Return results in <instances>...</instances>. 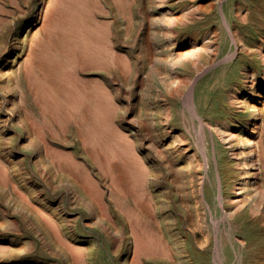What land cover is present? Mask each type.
Masks as SVG:
<instances>
[{
  "label": "rangeland",
  "instance_id": "obj_1",
  "mask_svg": "<svg viewBox=\"0 0 264 264\" xmlns=\"http://www.w3.org/2000/svg\"><path fill=\"white\" fill-rule=\"evenodd\" d=\"M61 1L0 0V264H264V0Z\"/></svg>",
  "mask_w": 264,
  "mask_h": 264
},
{
  "label": "bare ground",
  "instance_id": "obj_2",
  "mask_svg": "<svg viewBox=\"0 0 264 264\" xmlns=\"http://www.w3.org/2000/svg\"><path fill=\"white\" fill-rule=\"evenodd\" d=\"M59 1V0H58ZM61 1V0H60ZM62 1H64V0H62ZM62 1H61V3H62ZM69 1V0H68ZM73 1V0H72ZM84 1H86V0H84ZM65 2V1H64ZM64 2H63V4H64ZM67 2V1H66ZM73 2H77V1H73ZM68 3V4H62L63 5V8H61L60 10H63L64 11V13H65V16L64 17H62V18H60V21L59 22H62V24H64V26H61V27H66V26H68V25H72L73 23H74V20H76L77 21V11L79 10V5L81 4L80 2L79 3ZM81 2H83V1H81ZM84 3H87V2H84ZM83 4V3H82ZM49 5H51V4H49ZM54 5V4H53ZM88 5V4H87ZM79 7V8H76V7ZM45 7H46V4H45ZM58 7H59V4H58ZM84 8H86L85 7V5H84ZM78 9V10H77ZM54 10H57V9H54ZM59 10V9H58ZM81 10H83V9H81ZM42 11V10H41ZM80 11V10H79ZM40 12V11H39ZM55 12H57V11H55ZM63 13V14H64ZM43 15V14H42ZM61 15V14H60ZM81 15V14H80ZM63 16V15H62ZM57 17V16H56ZM80 17V16H79ZM89 18V17H88ZM84 19V18H83ZM83 19L81 20V21H83ZM55 20H57V19H55ZM90 20V19H89ZM80 21V20H79ZM55 23H57L56 21H54ZM53 23V22H52ZM45 24V23H44ZM75 24V23H74ZM73 24V25H74ZM79 24H81V23H78L76 26H78ZM86 25H88V24H86ZM94 25V24H93ZM53 26H56V25H54L53 24ZM57 26H58V28H59V23L57 24ZM56 26V27H57ZM70 26H68V27H70ZM95 26H97V24L95 25ZM52 27V26H51ZM60 27V28H61ZM75 27V26H74ZM85 27V26H84ZM80 28H82V26H80ZM86 28V27H85ZM91 28H93L92 26H91ZM96 28V27H95ZM47 29V28H46ZM62 29V28H61ZM64 29V28H63ZM70 29V28H69ZM68 29V30H69ZM90 29V28H89ZM55 30V29H54ZM87 30H88V28H87ZM57 31V30H56ZM92 31V30H91ZM51 32V31H50ZM70 32V34H73V33H71V31H69ZM186 32V31H185ZM82 33V32H81ZM80 33V34H81ZM110 33V32H109ZM176 33H178V32H176ZM181 33V32H180ZM67 34V33H66ZM80 34H79V36H80ZM84 34V33H83ZM105 34H106V32H105ZM182 34V33H181ZM47 35V34H46ZM178 35V34H177ZM51 36V35H50ZM78 36V37H79ZM110 36V35H109ZM75 37H76V34H75ZM81 37V36H80ZM107 37V36H106ZM109 38V37H108ZM108 38H107V41L108 42H110V40H108ZM76 38H74V39H71V40H75ZM79 39V38H78ZM111 39V38H110ZM59 40V39H58ZM64 40H65V38H64ZM80 40V39H79ZM61 41V40H60ZM73 42V41H72ZM81 42V41H80ZM86 42H88V41H86ZM94 42V41H93ZM52 43V42H51ZM70 43V42H69ZM69 43L67 44L69 47H70V45H69ZM74 43V42H73ZM82 43V42H81ZM89 43H92L91 42V39H90V42ZM80 44V43H79ZM84 44V43H83ZM88 44V43H87ZM108 44V43H107ZM85 45V44H84ZM90 45H92V44H90ZM67 46V47H68ZM93 46V45H92ZM95 46V45H94ZM72 47V46H71ZM74 47V46H73ZM72 47V48H73ZM75 47H76V44H75ZM85 47V46H84ZM96 47H98L97 45H96ZM101 49H102V47H101ZM107 49V48H106ZM108 49H110V48H108ZM107 49V50H108ZM112 49V48H111ZM59 51V50H58ZM87 51H88V49H87ZM102 51V50H101ZM100 51V52H101ZM105 51V50H104ZM110 51V50H109ZM188 52V51H187ZM196 52V51H195ZM56 53V52H55ZM68 53V52H67ZM103 53V52H102ZM106 53H107V51H106ZM114 53V52H113ZM202 53V52H201ZM60 54V53H59ZM104 54V53H103ZM108 54V53H107ZM56 55V54H55ZM63 55H64V53H63ZM110 55V54H109ZM113 55V54H112ZM117 55V54H116ZM185 55V54H184ZM187 55V54H186ZM197 55H198V53H197ZM196 55V56H197ZM59 56V55H58ZM68 56V55H67ZM195 56V57H196ZM199 56V55H198ZM193 57V56H192ZM48 58V57H47ZM115 58H116V56H115ZM74 58H72V60H73ZM110 59H112V58H110ZM196 59V58H195ZM201 59V58H200ZM197 60V59H196ZM74 61V60H73ZM79 61V60H78ZM70 62V61H69ZM106 63V62H105ZM195 63V62H194ZM196 63H198V62H196ZM75 64V63H74ZM82 66V65H81ZM80 66V68H82ZM84 66V65H83ZM74 67H76V66H74ZM85 67V66H84ZM198 67V66H197ZM62 68V67H61ZM84 69V68H83ZM182 79V78H181ZM181 79H179L180 81H181ZM167 82V81H166ZM171 83V82H170ZM45 84V83H44ZM186 84V83H185ZM179 85V84H178ZM171 86V85H170ZM41 87H43V85L41 86ZM45 87H47V86H45ZM166 87V86H165ZM169 87V86H168ZM178 87V86H177ZM37 88V87H36ZM40 88V87H39ZM54 88V87H53ZM53 88H50L51 90L49 91V92H51L52 94L51 95H53ZM41 89V88H40ZM48 89V88H47ZM163 89V88H162ZM166 89V88H165ZM176 89V87L174 88V90ZM31 90V89H30ZM42 90V89H41ZM46 90V89H45ZM44 90V91H45ZM49 90V89H48ZM48 90H46V91H48ZM168 91V90H167ZM171 91H173V90H171ZM165 92V91H164ZM170 92V91H169ZM175 92H178V89H176L175 90ZM181 92V91H180ZM180 92H179V94H180ZM42 94H43V90H42ZM44 94H46V93H44ZM49 93H47L46 95H48ZM252 94V96H251V99H255L256 98V93L255 92H252L251 93ZM55 95H57V94H55ZM54 95V96H55ZM164 95V94H163ZM162 96V95H161ZM171 96V95H170ZM50 97V96H49ZM48 97V98H49ZM56 98H57V96H55ZM61 98V97H60ZM73 98H75V97H73ZM80 98V97H79ZM59 99V98H58ZM76 99V98H75ZM78 99V98H77ZM76 99V100H77ZM61 100V99H60ZM259 100V99H258ZM263 100V99H262ZM50 101H51V99H50ZM57 101V100H56ZM61 102L63 103V101L61 100ZM80 102H81V100H80ZM54 103V102H53ZM59 103V102H58ZM71 103V102H70ZM76 104V103H75ZM168 104V103H167ZM72 105V104H71ZM253 104H251V106H252ZM255 105V104H254ZM75 106H77V105H75ZM81 106H83V104L81 105ZM262 106V105H261ZM89 107V106H88ZM77 108V107H76ZM167 108V107H166ZM159 109V108H158ZM170 109V108H169ZM164 110V109H163ZM168 110V109H167ZM72 113H73V111H71ZM87 112V111H86ZM89 112V111H88ZM88 112L86 113L87 114V116H88ZM167 112V111H166ZM81 113H82V111H81ZM85 114V113H84ZM168 114H169V111H168ZM77 115H78V113H77ZM165 115H167V114H165ZM83 117L82 118H84V115H82ZM164 116V115H163ZM260 116H261V107H260V105H255L249 112H248V115H247V122H246V127H245V129H246V132H247V134L248 135H253V134H255L256 132H257V125H258V122H259V118H260ZM161 117V116H160ZM168 117V116H167ZM169 117H170V114H169ZM168 117V118H169ZM244 117V116H243ZM71 118H73V116L71 117ZM88 118H89V116H88ZM79 119V118H78ZM77 119V120H78ZM81 119V118H80ZM83 120V119H82ZM85 120V119H84ZM161 120H163V117H162V119ZM165 120V119H164ZM170 120V119H169ZM89 121V120H88ZM84 122V121H83ZM147 122V121H146ZM85 123H87V122H85ZM144 123V122H143ZM142 123V124H143ZM165 123V122H164ZM81 124H83V123H81ZM244 124V123H243ZM145 125V124H144ZM77 126V125H76ZM245 126V125H244ZM38 127V126H37ZM145 127V126H144ZM39 128V127H38ZM41 128V127H40ZM79 128V127H78ZM146 128V127H145ZM147 129V128H146ZM41 130V129H40ZM61 130V129H60ZM37 133H39V132H37ZM42 133V132H41ZM58 133V132H57ZM40 134V133H39ZM257 134V133H256ZM42 134H40L39 136H41ZM223 136V135H222ZM41 138V137H40ZM258 138V137H257ZM177 139V138H176ZM182 140V139H181ZM184 140V139H183ZM160 141V140H159ZM43 142V141H42ZM48 142V141H47ZM50 143V142H49ZM48 143V144H49ZM157 143V142H156ZM184 143V142H183ZM182 143V144H183ZM251 143H252V141H251ZM253 143H254V141H253ZM256 144V143H255ZM50 145V144H49ZM48 145V146H49ZM152 145V144H151ZM157 145V144H156ZM185 145H186V143H185ZM48 146H46V147H48ZM170 146H172V145H170ZM156 147V146H155ZM161 147H162V145H161ZM252 147V146H251ZM178 148V147H177ZM179 148H180V146H179ZM187 148H188V146H187ZM190 148V147H189ZM253 148V147H252ZM47 149V148H46ZM45 149V150H46ZM49 149V148H48ZM47 149V150H48ZM156 149V148H155ZM161 149V148H160ZM172 149H173V147H172ZM257 149V148H256ZM174 150V149H173ZM176 150V149H175ZM174 150V151H175ZM155 151V150H154ZM162 151H163V149H162ZM171 151V150H170ZM183 151H184V149H183ZM255 151V150H254ZM254 151H253V149H251L250 150V152L249 153H247L248 154V156H254L253 154H254ZM156 152H157V150H156ZM155 152V153H156ZM163 152H165V151H163ZM199 152V151H198ZM45 153H47V152H45ZM49 153V152H48ZM160 153V152H159ZM158 153V154H159ZM197 153V152H196ZM50 154V153H49ZM161 154H162V152H161ZM173 154V153H172ZM175 154V153H174ZM185 154H187V153H185ZM160 155V154H159ZM162 155H165V154H162ZM256 155V154H255ZM173 156V155H172ZM195 156V155H194ZM160 157V156H159ZM163 157V156H162ZM257 157V156H256ZM161 158V157H160ZM163 158H165V156L163 157ZM169 158H170V156H169ZM197 158V157H196ZM166 160H167V158H165ZM163 160V159H162ZM197 160V159H196ZM199 160V159H198ZM51 161H53V160H51ZM257 161H258V159H257ZM166 162V161H165ZM190 162V161H189ZM255 162H256V159L254 160V157H252V160H251V162L249 163L250 165H249V167H248V169L249 170H253L254 168H255ZM170 163V162H169ZM176 163V162H175ZM199 163V162H198ZM163 164H164V162H163ZM167 163H165V165H166ZM192 164V163H191ZM141 165V164H140ZM161 165H162V163H161ZM169 165V164H168ZM189 165H190V163H189ZM261 165V164H260ZM153 166V165H152ZM163 166V165H162ZM141 167V166H140ZM165 167V166H164ZM169 167H171V164L169 165ZM168 167V168H169ZM174 167V166H173ZM178 167V166H177ZM192 167V166H191ZM193 167H195V165L193 166ZM192 167V168H193ZM142 168H144V171H143V173H142V175L141 176H143L142 177V179H143V181H145V182H147V174H149L148 173V170H147V168L148 167H146V165H145V162L143 161V167ZM172 168V167H171ZM170 168V169H171ZM180 168V167H179ZM178 168V169H179ZM184 168V167H183ZM198 168H200V167H198ZM173 169V168H172ZM177 169V168H176ZM201 169V168H200ZM150 170V169H149ZM191 170V169H190ZM123 171H124V169H123ZM136 171V170H135ZM184 171H186V170H184ZM200 171V170H199ZM254 171H256V170H254ZM130 172V171H129ZM140 173V172H139ZM259 173V172H258ZM166 174V173H165ZM188 175V174H187ZM252 175H253V173H252ZM129 176V175H128ZM127 176V177H128ZM133 176V175H132ZM139 176V175H138ZM149 176V175H148ZM183 176V175H182ZM191 176V175H190ZM193 176H194V174H193ZM259 176V175H258ZM131 178V177H130ZM141 178V177H140ZM165 178V177H164ZM173 178V177H172ZM180 178H182L181 176H180ZM260 178V177H259ZM154 178H152V180H153ZM157 179V178H156ZM168 179H170L171 180V177L170 178H168ZM174 179H175V177H174ZM177 179V178H176ZM179 179V178H178ZM186 179H187V177H186ZM191 179H192V176H191ZM132 180V179H131ZM128 181H130V179L128 180ZM133 181V180H132ZM131 181V182H132ZM172 181V180H171ZM185 181V180H184ZM191 181V180H190ZM200 181H201V178H200ZM121 182V181H120ZM130 182V183H131ZM135 183H137L136 181H134ZM173 182V181H172ZM182 182V181H181ZM197 182V181H196ZM199 182V181H198ZM118 183V182H117ZM153 183V182H152ZM191 183V182H190ZM177 184V183H176ZM183 184V183H182ZM188 184V183H187ZM118 185V184H117ZM131 185V184H130ZM148 185V184H147ZM185 185H186V181H185ZM80 186V185H79ZM100 186V185H99ZM132 186V185H131ZM142 186H144V185H142ZM181 186V185H180ZM183 186V185H182ZM82 187V186H81ZM175 187V186H174ZM87 188V187H86ZM98 188V187H97ZM100 188V187H99ZM109 188V187H108ZM137 188V187H136ZM193 188V187H192ZM95 189V188H94ZM114 189H116V188H114ZM175 189V188H174ZM180 189V188H179ZM182 189V188H181ZM190 189V188H189ZM195 189V188H194ZM87 190V189H86ZM89 190V189H88ZM105 190V189H104ZM103 190V191H104ZM123 190V189H122ZM144 189H142V191H143ZM170 190H172V189H170ZM193 190V189H192ZM95 191H96V189H95ZM97 191H98V189H97ZM132 191V190H131ZM141 191V190H140ZM148 191H150V190H148ZM180 191V190H179ZM102 192V191H101ZM122 192V191H121ZM124 192V191H123ZM144 192H146V191H143L142 193H144ZM241 192V191H240ZM95 193V192H94ZM96 193H98L99 195H101V193H99V192H96ZM95 193V194H96ZM116 193V192H115ZM171 193V192H170ZM186 193H187V191H186ZM196 193H197V191H196ZM97 194V195H98ZM118 194V193H117ZM140 194H141V192H140ZM146 194V193H145ZM174 194V193H173ZM183 194V193H182ZM102 195H103V193H102ZM126 195V194H125ZM149 195V194H148ZM154 195H155V193H154ZM191 195V194H190ZM189 195V196H190ZM96 196V195H95ZM176 196V195H175ZM98 197V196H97ZM100 197V196H99ZM121 197V196H120ZM144 197V196H143ZM180 197V196H179ZM182 197V196H181ZM194 197V196H193ZM89 198V197H88ZM148 198H149V196H148ZM156 198V197H155ZM170 198V197H169ZM178 198V197H177ZM186 198V197H185ZM191 198V197H190ZM195 198V197H194ZM100 199H102V198H100ZM120 199V198H119ZM163 199H165V198H163ZM171 199V198H170ZM173 199V198H172ZM150 200V199H149ZM153 200V199H152ZM181 200V199H180ZM186 200H188L187 198H186ZM196 200V199H195ZM95 201V200H94ZM97 201V200H96ZM99 201V200H98ZM103 201V200H102ZM102 201H101V203H102ZM105 201V200H104ZM130 201V200H129ZM137 201V200H136ZM138 201H139V199H138ZM123 201H121V203H122ZM134 202V201H133ZM167 202V201H166ZM187 202V201H186ZM132 203V202H131ZM150 203V202H149ZM172 203V202H171ZM177 203V202H176ZM189 202H187V204H188ZM103 204V203H102ZM123 204V203H122ZM126 204V203H125ZM135 204H136V202H135ZM155 204V203H154ZM184 204H186V203H184ZM183 204V205H184ZM158 205V204H157ZM163 205V204H162ZM165 205V204H164ZM238 205V204H237ZM151 206V205H150ZM154 206H156V205H154ZM185 206V205H184ZM189 206V205H188ZM196 206H197V203H196ZM134 207V206H133ZM136 207H138V206H136ZM157 207V206H156ZM167 207V206H166ZM186 207V206H185ZM191 207V206H190ZM194 207V206H193ZM105 208H106V206H105ZM104 208V209H105ZM142 208H143V210L144 211H149L148 209H147V205L145 204V201L144 200H142ZM158 208V207H157ZM196 208V207H195ZM100 209V208H99ZM153 209V208H152ZM151 209V210H152ZM189 209V208H188ZM236 209V208H235ZM101 210V209H100ZM129 210V209H128ZM159 210V209H158ZM174 210V209H173ZM108 211V210H107ZM107 211H106V213H107ZM119 211H121V210H119ZM189 211H191V210H189ZM236 211V210H235ZM101 212V211H100ZM133 212V211H132ZM154 212V211H153ZM124 213V212H123ZM182 213H183V211H182ZM181 213V214H182ZM191 213V212H190ZM130 214H132V213H130ZM129 213H128V215H130ZM135 214V213H134ZM141 214H143V213H141ZM140 214V215H141ZM160 214V213H159ZM184 214V213H183ZM202 214V213H201ZM235 214H236V212H235ZM245 214V213H244ZM243 214V215H244ZM101 215H103V214H101ZM133 215V214H132ZM175 215V214H174ZM190 215V214H189ZM188 215V216H189ZM134 216V215H133ZM132 216V217H133ZM152 216V215H151ZM180 216V215H179ZM99 217V216H98ZM103 217H105V215H103ZM119 217V216H118ZM125 217V216H124ZM126 217H127V213H126ZM131 217V218H132ZM135 217V216H134ZM133 217V218H134ZM155 217V216H154ZM190 217V216H189ZM47 218V217H46ZM107 218H108V216H107ZM181 218V217H180ZM183 218V217H182ZM199 218V217H198ZM201 218H202V216H201ZM126 219V218H125ZM124 219V220H125ZM112 220H113V218H112ZM133 220V219H132ZM168 220V219H167ZM192 220V219H191ZM114 221V220H113ZM151 221V220H150ZM183 221V220H182ZM44 222V221H43ZM96 222V221H95ZM105 222V221H104ZM125 222V221H124ZM123 222V223H124ZM131 222H133V221H131ZM166 222V221H165ZM203 222H205V221H203ZM136 223V222H135ZM176 223V222H175ZM185 223V222H184ZM129 224L130 225H132L131 223H130V221H129ZM133 224H134V222H133ZM163 224V223H162ZM178 224V223H177ZM198 224H200V223H198ZM115 225V224H114ZM122 225V224H121ZM125 225V224H124ZM137 225V224H136ZM159 225V224H158ZM166 225V224H165ZM126 226V225H125ZM135 226V225H134ZM167 226V225H166ZM165 226V227H166ZM201 226V225H200ZM168 227V226H167ZM105 227H103V229H104ZM127 228V227H126ZM133 228V227H132ZM131 228V229H132ZM139 228V227H138ZM160 228V227H159ZM182 228V227H181ZM181 228H180V230H181ZM120 229V228H119ZM123 229H124V227H123ZM122 229V230H123ZM137 229V228H136ZM135 229V230H136ZM148 229V228H147ZM162 229H164V228H162ZM117 230V229H116ZM134 230V231H135ZM148 230H150V229H148ZM155 230V229H154ZM139 231V230H138ZM150 231H152V230H150ZM123 232V231H122ZM147 232V231H146ZM153 232V231H152ZM170 232V231H169ZM168 232V233H169ZM181 232V231H180ZM126 233V232H125ZM136 233V232H135ZM140 233V232H139ZM165 233V232H164ZM127 234V233H126ZM155 234V233H154ZM107 235H109L108 233H107ZM113 235V234H112ZM125 235V234H124ZM180 235H182V234H180ZM134 236V235H133ZM186 236H188V235H186ZM136 237H138V236H136ZM143 237V236H142ZM142 237H140V243H139V246L138 245H136L137 243H136V241H135V247L137 246L138 247V249H139V254H137V259H136V256L134 257V256H132V257H134V260H133V262H132V264H141L140 263V259L142 258L141 257V254L143 255V253H148V251H150V249H149V247L145 244V241H142ZM171 237V236H170ZM148 238V237H147ZM173 238V237H172ZM179 238V237H178ZM138 239V238H137ZM158 239V238H157ZM156 239V240H157ZM116 240H118V239H116ZM139 240V239H138ZM144 240H147V239H144ZM179 240V239H178ZM185 240V239H184ZM189 240V239H188ZM150 241H151V239H150ZM167 241V240H166ZM165 241V242H166ZM169 241V240H168ZM192 241V240H191ZM122 242V241H121ZM139 242V241H138ZM158 242H159V240H158ZM181 242V241H180ZM118 243V242H117ZM151 243H153L152 241H151ZM172 243V242H171ZM175 243H176V241H175ZM179 243V242H178ZM127 244V243H126ZM149 244H150V242H149ZM161 244V243H160ZM118 245V244H117ZM131 245V244H130ZM153 246H154V243L152 244ZM177 245V244H176ZM181 245V244H180ZM184 245V244H183ZM178 246H179V244H178ZM152 247V246H151ZM150 247V248H151ZM185 247V246H184ZM115 248V247H114ZM117 248V247H116ZM115 248V249H116ZM122 248V247H121ZM120 248V249H121ZM129 248V247H128ZM177 248V247H176ZM180 248H181V246H180ZM183 248V247H182ZM179 249V248H178ZM185 249V248H184ZM184 249H182V250H184ZM188 249V248H187ZM166 250L168 251V250H171V251H173L169 246H167L166 247ZM180 250V249H179ZM164 251H165V247H164V249H162V247L161 246H156V248L153 250V253L154 254H150L151 256H153L152 258H154V261H156V263L157 264H169L170 262H168V261H165L164 260V256L162 257V259H161V255H160V253H163L164 254ZM166 251V252H167ZM170 251V252H171ZM175 251H176V249H175ZM181 251V250H180ZM186 251V250H185ZM174 252V251H173ZM172 252V253H173ZM128 253V252H127ZM151 253V252H150ZM191 253V252H190ZM75 254H76V252H75ZM132 254V253H131ZM159 254V255H158ZM180 254V253H179ZM188 254V253H187ZM78 255V254H77ZM76 255V256H77ZM136 255V254H135ZM145 255V254H144ZM167 255H169V254H167ZM166 255V257H168ZM184 255V254H183ZM149 256V253H148V255L146 254V257H148ZM169 256H171V254L169 255ZM175 256V255H174ZM82 257V256H81ZM144 258V257H143ZM149 258H150V256H149ZM151 258V259H152ZM168 258H170V257H168ZM171 258H172V256H171ZM177 258V257H176ZM186 258H187V256H186ZM178 260V259H177ZM128 261V260H127ZM142 261H143V259H142ZM184 261V260H183ZM187 263V262H186Z\"/></svg>",
  "mask_w": 264,
  "mask_h": 264
}]
</instances>
